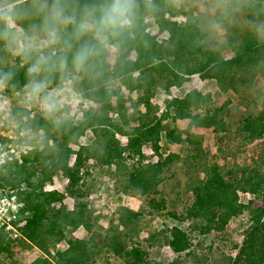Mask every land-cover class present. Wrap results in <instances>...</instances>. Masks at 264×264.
<instances>
[{
	"label": "trees",
	"instance_id": "trees-1",
	"mask_svg": "<svg viewBox=\"0 0 264 264\" xmlns=\"http://www.w3.org/2000/svg\"><path fill=\"white\" fill-rule=\"evenodd\" d=\"M255 1L259 20H262L264 0ZM43 2L45 0H27L23 6L34 8ZM46 2L50 4L52 0ZM62 2L78 17L85 6L102 3L103 0ZM130 2V23L107 38L106 42L114 48L113 51L103 44L84 69H73L72 54L86 38H93L94 35L88 34L76 40L72 37L73 25L70 24L62 40V55L67 57V66L55 69L51 74L43 73V78L48 81L47 88L59 86L66 76H78L81 80L76 84L83 87L84 98L98 104L99 110L84 111L81 120L70 119L67 122L28 115L25 122L27 137L33 141L35 149L7 161L4 164L6 171L0 174L2 189H18L24 202L20 213V220L25 223L24 238L13 239L7 234H0V264H51L44 255L50 254L52 247L59 244L68 248L56 253L59 264H97V258L103 252H108L107 259H114L120 264H158L147 259L152 246H155L152 238L144 243L134 241L129 238L128 230L143 215L166 209V201L157 198L159 188L167 179L165 172L181 156L171 153L164 157L159 144L163 130L161 124L167 119L189 121V127L184 132L187 140L183 139V133L177 135L175 131L168 137L172 142H189L196 147V157L207 159L203 137L194 136L192 128L229 132L226 118L231 111L227 104L214 107L210 94L193 90L183 98L165 100L163 111L154 112L155 108L150 104L154 93L159 89L168 92L173 86L182 87L196 74L204 80L221 77L227 87L235 86L239 81L245 84L246 73L254 68L261 69L264 74V38H247L238 45L229 39L220 43V47H214L213 39L202 29V21L185 7H178L173 0ZM147 17L153 24L147 21ZM7 24L0 21V56L11 49L4 35ZM152 25L157 27L158 34L151 32ZM164 33L167 36L162 38ZM63 41H69L71 48L65 49ZM232 46L235 47V55L229 60L224 59L223 53ZM4 74L10 75L5 77ZM0 77H4L0 80L10 92L21 91L29 80L26 72H3L1 66ZM124 90L143 94L140 100L147 112L140 115L136 127L131 124L127 107L130 98ZM86 133L97 137L99 148H93L90 142L80 145V139ZM236 135L245 145L262 139L264 107L258 115L247 116ZM119 137L127 138L128 155L121 148ZM149 143H153L160 159L147 165L144 163L143 147ZM73 145H80L79 149L76 151ZM259 158L253 165L239 166L226 172L215 162L207 168L208 180L194 187V200L187 212L184 215L171 213L183 225L166 223L162 230L166 244L176 254L174 264L203 263L205 249L210 254L219 250L213 234L223 243L227 226L234 219L242 221L239 228L242 241H230L227 256L217 254L206 264H264V151ZM92 159L96 164L109 168L128 159L133 160L123 194L143 196L147 209L136 212L123 208L117 225L113 223L109 230L99 227L96 231L98 221L89 214L86 202L89 185L82 175L84 167L88 171L87 163ZM57 176H63L68 181L65 193L46 188V184ZM239 192L254 195L261 206L255 208L252 200L247 205L240 203ZM66 194L74 199L73 209H69L64 202ZM187 222L191 224L190 231L183 227ZM80 227L88 232L87 238L73 237V232ZM195 233L197 235L194 236ZM209 237V244L204 246L203 239ZM100 239L101 247L96 243ZM30 246L38 253L35 252L32 261L15 259L16 252L20 255ZM234 250H238L235 257L230 255ZM107 263L112 264L108 260Z\"/></svg>",
	"mask_w": 264,
	"mask_h": 264
},
{
	"label": "rangeland",
	"instance_id": "rangeland-1",
	"mask_svg": "<svg viewBox=\"0 0 264 264\" xmlns=\"http://www.w3.org/2000/svg\"><path fill=\"white\" fill-rule=\"evenodd\" d=\"M27 0H23V3ZM178 7H185L193 15L202 21V29L209 33L213 39L215 46L220 47V43L232 39V41L238 45L243 43L247 38H264V18L259 20L255 0H173ZM40 4V3H39ZM233 4L234 6H232ZM231 5V7H230ZM29 15L23 19L17 20L14 24H7L5 30V37L7 38V44L11 45L8 52L3 56H0V66L3 72H26L29 76L28 83L19 92H10L7 90L4 82L0 80V163L1 173L6 171L4 164L11 160L12 157H18L23 152H27L31 149H35L33 141L27 137L26 121L28 115L30 117H44L57 122H67L70 119L79 121L82 119L84 111H97L99 105L84 98L82 94V86H78L80 78L78 76L67 77L58 86H52L45 88L41 96L47 94L53 96L57 103V109L53 113H45L41 106L40 99L29 98L27 96L28 84L31 79L28 73L33 60L25 61L23 54L19 52L21 44L24 42V38L28 36L42 37L39 26L43 23V16L38 12L37 8H30ZM238 13V14H237ZM147 21L152 23L151 18L147 17ZM182 22V21H181ZM70 25V24H69ZM69 25L62 28V39L57 44L40 49L39 52L34 51L32 53L33 59L43 53L49 55L53 61L62 55V40L67 34V28ZM151 32L158 34V29L155 25H152ZM167 36L166 33L162 35V38ZM85 41L95 43V36L86 38ZM84 41V42H85ZM105 48L113 51L114 48L104 43ZM235 55V47L228 48L223 57L226 60L231 59ZM254 67V65H253ZM63 69V67H52L49 71L40 73L37 78H43V73H53L55 69ZM64 70H67L64 68ZM64 72L63 70H61ZM190 82L186 83L182 87H178L179 92L172 93L173 86L168 92L161 89L154 93L150 104L153 105L155 111L161 113L164 109L165 100H170L173 95L183 98L187 93L193 90H197L203 93H208L212 98V105L214 107H220L227 104L231 113L226 118L229 126V132L217 133L213 128H192L194 136L203 137L204 154L207 159H199L196 157V147L189 142L177 143L172 142L168 137L169 134L176 132V134L183 133V139L187 140L184 132L189 127V121L178 120L173 121L167 119L162 122L163 130L161 131V140L159 141L160 147L164 157L171 153H175L181 156V159L175 160L168 172H165L167 179L161 184L159 188L158 200L164 199L166 201V209L160 212H155L152 215H143L139 221H137L128 232L129 238L134 241H151L155 246L150 251V255L147 259L158 262V264H174L176 254L172 248L166 244L163 229L165 224L169 225H183L174 219L171 213L178 215H184L187 212V208L191 206L194 200V187L203 185L208 180L207 168L211 166L213 162L217 163L219 167L226 172L232 168H236L244 165H253L255 160H260L261 152L264 150V137L255 143L245 145L242 139H240L236 132L241 126L243 120L252 114L260 113L264 107V74L261 69L254 68L250 73H246L245 84H241V81L237 85L227 87L224 85V80L221 77L204 80L200 74L193 75L190 78ZM128 102L127 107L130 110L129 117L133 127L139 124L140 115H144L147 112L145 104L141 102L142 93L132 92L124 90ZM21 129V130H20ZM120 146L128 155V142L126 137H119ZM98 141L95 135L86 133L80 139V145H93V148L97 147ZM153 143L143 147L144 163L152 164L156 163L160 158L156 154ZM73 145L72 148L76 151L79 146ZM99 148V147H97ZM93 150V149H92ZM74 160V159H73ZM72 160V162H73ZM133 160H126L122 164L114 165L112 168L102 167L100 164H96L94 159L90 160L88 165V171L86 167L82 170V175L85 178V183H88L89 188L86 190V202L88 203V211L93 219H96L97 231L99 227L105 230H109L111 225L118 224V217L123 208H129L136 212L145 211L147 209L146 200L143 196H124L123 186L127 182V176L131 172ZM203 170V168H205ZM67 179L63 176L54 177L46 184L47 189H58L60 192H66ZM7 187L2 189L0 184V193L8 190ZM13 189V188H11ZM20 196V195H19ZM21 197V196H20ZM22 199V197H21ZM254 201V207L261 206L259 201H256V197L250 193L245 194L239 192L240 203L247 205L249 201ZM65 204L69 209H73L74 199L66 194ZM242 221L232 220L227 226L225 231L226 240L221 243L216 236V246L219 250L210 254L207 249L204 251L202 257L203 263L206 264L210 261V258H215L217 254L228 255L227 249L231 245V242L240 243L242 238L239 233L240 224ZM189 225V227H188ZM185 228L189 231L192 229L191 224L187 222L184 224ZM122 229V228H121ZM95 231V232H96ZM197 235L196 233L194 236ZM73 237L79 239H85L88 237V232L85 228L80 227L73 232ZM211 238H204L203 245L209 244ZM219 241V242H218ZM231 241V242H230ZM101 247L100 241H96ZM146 244V243H145ZM221 244V245H220ZM68 250L63 244H59L56 247H52L50 254H45L44 258L51 264H59L57 262V252ZM37 250L33 247H27L20 255L16 252L15 259L22 261H32L34 254ZM37 253V252H36ZM103 252L97 264H108L111 261L112 264H120L114 259H107L106 254ZM238 250L230 252V255L235 257ZM38 254V253H37ZM37 256V255H36ZM221 256V255H220ZM109 258V257H108ZM96 259V260H97ZM182 264V263H181ZM189 264V263H184ZM210 264V263H209Z\"/></svg>",
	"mask_w": 264,
	"mask_h": 264
},
{
	"label": "clouds",
	"instance_id": "clouds-1",
	"mask_svg": "<svg viewBox=\"0 0 264 264\" xmlns=\"http://www.w3.org/2000/svg\"><path fill=\"white\" fill-rule=\"evenodd\" d=\"M38 12L43 16V23L39 26L42 37L28 36L24 38L19 52L23 54L25 61L33 60L28 73L31 76L27 86L29 98L40 99L45 113H53L57 109V103L53 96L43 95L47 87V79L37 76L49 71L52 67H66L68 60L65 55L58 56L55 61L49 55L43 53L34 59L32 53L40 49L53 46L62 39V28L73 25L72 37L80 40L88 34L95 36L96 42L85 41L71 56L73 69L79 71L84 69L91 58L97 55L107 38L119 31L126 23H130L132 4L130 0H103L102 3H93L85 6L77 17L69 11L68 6L62 0H52V3L36 5ZM29 15V9L23 6V0H0V21L14 23ZM65 49L71 48L69 41H63ZM10 74H4L6 77ZM4 77H0L3 79Z\"/></svg>",
	"mask_w": 264,
	"mask_h": 264
},
{
	"label": "built area",
	"instance_id": "built-area-1",
	"mask_svg": "<svg viewBox=\"0 0 264 264\" xmlns=\"http://www.w3.org/2000/svg\"><path fill=\"white\" fill-rule=\"evenodd\" d=\"M9 25L14 23L8 22ZM172 93L179 92L178 87H174ZM179 98L176 95L170 99ZM13 158V157H12ZM0 163V173H1ZM51 190V189H48ZM24 207V202L19 196L18 189L8 188L7 191L0 193V234H7L9 238L19 239L24 238L23 227L24 222L20 220V213Z\"/></svg>",
	"mask_w": 264,
	"mask_h": 264
}]
</instances>
